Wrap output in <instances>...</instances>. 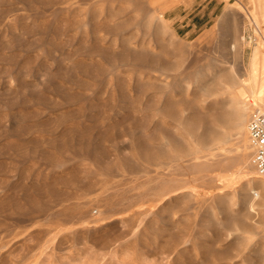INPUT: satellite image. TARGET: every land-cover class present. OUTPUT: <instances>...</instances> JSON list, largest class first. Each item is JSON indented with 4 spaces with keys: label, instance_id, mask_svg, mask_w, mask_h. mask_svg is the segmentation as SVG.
Here are the masks:
<instances>
[{
    "label": "rangeland",
    "instance_id": "rangeland-1",
    "mask_svg": "<svg viewBox=\"0 0 264 264\" xmlns=\"http://www.w3.org/2000/svg\"><path fill=\"white\" fill-rule=\"evenodd\" d=\"M264 0H0V264H264Z\"/></svg>",
    "mask_w": 264,
    "mask_h": 264
},
{
    "label": "built area",
    "instance_id": "built-area-1",
    "mask_svg": "<svg viewBox=\"0 0 264 264\" xmlns=\"http://www.w3.org/2000/svg\"><path fill=\"white\" fill-rule=\"evenodd\" d=\"M249 143L253 149V163L264 177V111H255L247 124Z\"/></svg>",
    "mask_w": 264,
    "mask_h": 264
},
{
    "label": "bare ground",
    "instance_id": "bare-ground-1",
    "mask_svg": "<svg viewBox=\"0 0 264 264\" xmlns=\"http://www.w3.org/2000/svg\"><path fill=\"white\" fill-rule=\"evenodd\" d=\"M254 99H255V102H253V103H259V104L264 106V94L255 96ZM263 111H264V109H263Z\"/></svg>",
    "mask_w": 264,
    "mask_h": 264
}]
</instances>
